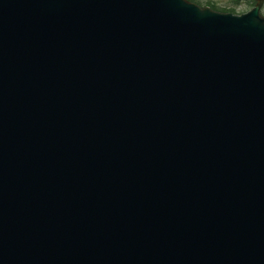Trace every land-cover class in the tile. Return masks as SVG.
<instances>
[{"label":"water","instance_id":"water-1","mask_svg":"<svg viewBox=\"0 0 264 264\" xmlns=\"http://www.w3.org/2000/svg\"><path fill=\"white\" fill-rule=\"evenodd\" d=\"M259 6L0 0V264H264Z\"/></svg>","mask_w":264,"mask_h":264},{"label":"rangeland","instance_id":"rangeland-1","mask_svg":"<svg viewBox=\"0 0 264 264\" xmlns=\"http://www.w3.org/2000/svg\"><path fill=\"white\" fill-rule=\"evenodd\" d=\"M202 2H207L208 0H201ZM213 2H216L219 6H227L230 7L231 3L230 0H211ZM208 5V4H207ZM235 4H232V6H234ZM247 7V4L242 2L237 6V11H242Z\"/></svg>","mask_w":264,"mask_h":264},{"label":"bare ground","instance_id":"bare-ground-1","mask_svg":"<svg viewBox=\"0 0 264 264\" xmlns=\"http://www.w3.org/2000/svg\"><path fill=\"white\" fill-rule=\"evenodd\" d=\"M154 229H155V227H154ZM164 241H165L164 238H157V242H156L157 247H161L162 244L164 243ZM156 249H158V248H156Z\"/></svg>","mask_w":264,"mask_h":264}]
</instances>
